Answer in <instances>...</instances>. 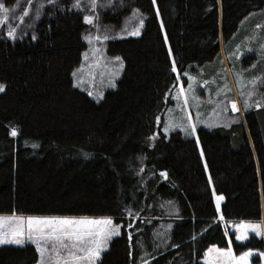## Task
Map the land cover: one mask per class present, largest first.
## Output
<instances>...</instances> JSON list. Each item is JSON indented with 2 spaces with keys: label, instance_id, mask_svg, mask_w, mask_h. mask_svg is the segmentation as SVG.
<instances>
[{
  "label": "trees",
  "instance_id": "trees-1",
  "mask_svg": "<svg viewBox=\"0 0 264 264\" xmlns=\"http://www.w3.org/2000/svg\"><path fill=\"white\" fill-rule=\"evenodd\" d=\"M3 2L0 214L115 218L122 231L98 264H205L211 244L228 245L225 222L264 218V0H115L85 11L73 0ZM135 9L144 19L138 36L129 34L140 18ZM85 12L99 16L88 24ZM89 34L107 36V52L125 64L99 100L73 76ZM249 55L255 61L246 66ZM227 64L263 81L243 118L200 128L199 140L178 130L157 135L179 78L187 83L193 71L198 89L213 91ZM233 239L237 249L264 248V238ZM39 258L31 241L0 246V264Z\"/></svg>",
  "mask_w": 264,
  "mask_h": 264
},
{
  "label": "snow or ice",
  "instance_id": "snow-or-ice-1",
  "mask_svg": "<svg viewBox=\"0 0 264 264\" xmlns=\"http://www.w3.org/2000/svg\"><path fill=\"white\" fill-rule=\"evenodd\" d=\"M48 5H57L59 0H46ZM115 0H104L100 3V0H88L87 4H83L82 0H73L71 7L80 11H85L87 8L96 10L98 8H107L113 6ZM155 3V0H153ZM120 4L123 5V0H120ZM45 5L40 4L39 8L36 9L34 15L38 18L41 14L40 9ZM63 7V5H60ZM0 9L4 11L3 21L9 19V9L0 2ZM158 12L159 9L157 8ZM139 15L138 26L133 30L131 35H140L139 28L144 25L143 14L140 13L139 9L134 10V16ZM99 16V12H95L94 15L85 14L83 19L88 24H93L95 19ZM24 17L21 16L20 20ZM2 22V21H0ZM97 29L98 24L94 25ZM7 35L13 39L15 36V29H10ZM35 38V37H33ZM91 34L86 35L84 39L89 40ZM96 39H99L97 36ZM103 39L107 40L108 37L104 36ZM239 48V45L237 46ZM259 52L264 54V45H261ZM231 55V53H230ZM87 57V54H85ZM116 60H120V57H116ZM173 65L175 61L173 60ZM122 66V65H121ZM175 70V68H174ZM76 73L73 72V76ZM187 76V73L184 74ZM240 79H243L241 74H237ZM189 79H195L190 77ZM259 78H254L253 82ZM205 83H207L205 81ZM5 86L0 84V91H3ZM188 88L191 89L192 85L189 84ZM184 89L181 88V92ZM249 96L253 93H249ZM184 104L188 103L187 95L184 96ZM246 106L251 107L246 102ZM256 107H260L259 103H256ZM233 110H237L236 102L232 101ZM159 119V118H157ZM195 124L191 125L192 132H195ZM169 129L167 126L164 127V131L167 132ZM11 134L17 135V129L12 128ZM155 136L149 139H154ZM165 177L167 173H162ZM223 199V196H217V204ZM169 204L172 202L169 201ZM125 212L132 215L130 209L126 208ZM138 215V213H137ZM223 220V216H221ZM7 221V227L6 225ZM119 224H115L111 216L104 217H38V216H17L13 214L11 217L0 216V244L15 243L23 245L25 238L35 243L37 251L40 254V258L37 264H96V261L101 257V253L107 247V241L114 235H119ZM127 227L131 228L132 225L128 224ZM170 228L171 225H168ZM233 227L238 231L235 238L238 241H246L249 238V231L255 232L257 235H264V222H249L241 221L239 223H233ZM139 231V229H137ZM129 237L132 233H127ZM229 245H231V237H229ZM178 247V245H173ZM259 250L247 249L246 251L240 252L237 256L231 246L228 248L220 249L216 245H212L206 250L205 259L207 264H251L250 257ZM260 256H264V252L260 253ZM143 264H147V261H143Z\"/></svg>",
  "mask_w": 264,
  "mask_h": 264
},
{
  "label": "rangeland",
  "instance_id": "rangeland-1",
  "mask_svg": "<svg viewBox=\"0 0 264 264\" xmlns=\"http://www.w3.org/2000/svg\"><path fill=\"white\" fill-rule=\"evenodd\" d=\"M4 0H0L3 2ZM21 1V0H19ZM27 11V10H26ZM4 11L0 9V27L5 22L2 20L4 16ZM21 15H19V22ZM131 20V19H130ZM129 20V21H130ZM99 39H96V37ZM264 43V39H263ZM261 47V46H260ZM260 49V48H259ZM224 54V49H222ZM87 54V57H85ZM241 54V58L245 57ZM252 54V53H249ZM225 55V54H224ZM116 57H120V60H116ZM226 59V56H224ZM245 59V58H244ZM243 59V60H244ZM241 60V64L243 63ZM255 61L253 56H247L245 60L246 66L251 65L252 62ZM122 65V66H121ZM176 67V66H175ZM125 68L124 61L120 55H111L107 52L105 48V39H103L100 35H95L88 40V47L84 52L83 59L79 67L75 69L76 75L74 76L75 81L78 85L82 86L83 88L87 89L88 92L95 98L101 99L107 90L116 87L117 82L121 78L123 71ZM247 68H243L245 71ZM226 73H224L223 84L222 86H218L220 83H217L216 88L211 91V86H205L204 91L199 90V82L198 79H189L194 75L193 71H188L187 77L188 82L185 83L183 78H179L175 88L173 89V99L174 104H172L169 109L165 112L164 118L159 117L158 122L162 123V126L157 131V135L160 132H163L166 135H170L173 131H181L185 135L195 136L199 140V129L200 128H212L218 125H229L233 120L237 118H243L244 116V105H250L251 102L254 100V96L257 95L259 89L261 88V77L255 80L248 81L246 77L243 75L242 72H239L243 79L238 77V70L236 71L235 68L229 66L227 64ZM191 84L192 88L189 89L188 85ZM201 84H205L202 82ZM202 86V85H201ZM181 88L184 89L181 92ZM249 93H253V95L249 96ZM187 95L188 103L184 104V96ZM232 101L236 102V108L238 109L237 113H232ZM246 106V105H245ZM195 124V132H192L191 125ZM160 125V124H159ZM168 127V131H164V127ZM201 148V145H200ZM202 153V149H201ZM204 157V156H203ZM217 201V197H216ZM222 200L219 201L217 204L219 210L221 206ZM17 216H38V217H104L106 215H60V214H15ZM3 217H11L13 214H0ZM113 218V217H112ZM115 224H119L121 227L119 232L122 231V223L118 222L115 218H113ZM241 221H249V222H264V218L261 220H237V221H229L225 222L226 226V233L228 236V245L221 246L217 243L211 244L216 245L220 249L228 248L229 246L232 247L235 254L239 256L240 252L246 251L247 249L251 248L254 250H259L254 253L252 257H250L251 264H264V256H260L261 252H264V248L260 247H244L242 249H237L234 243L235 235L237 233V229L233 227V223H239ZM7 227V221L6 225ZM117 235L112 236L107 241L108 248L110 242L114 237ZM229 237H231V245H229ZM264 238V235H257L255 232L249 231V238L246 241H238L236 238L235 240L240 244H247V242L252 238ZM30 242L27 238H25V243ZM32 242V241H31ZM15 244V243H10ZM2 244H0L1 246ZM105 249V250H106ZM104 250V251H105ZM103 251V252H104ZM101 253V257L102 254ZM100 257V258H101ZM205 257V256H204ZM203 257L202 261L207 264L206 259ZM99 258V259H100ZM98 259V260H99ZM97 260V261H98ZM98 263V262H97ZM37 264V263H36Z\"/></svg>",
  "mask_w": 264,
  "mask_h": 264
},
{
  "label": "water",
  "instance_id": "water-1",
  "mask_svg": "<svg viewBox=\"0 0 264 264\" xmlns=\"http://www.w3.org/2000/svg\"><path fill=\"white\" fill-rule=\"evenodd\" d=\"M232 111H233L234 113H237V112H238V109L234 111L233 108H232Z\"/></svg>",
  "mask_w": 264,
  "mask_h": 264
},
{
  "label": "crops",
  "instance_id": "crops-1",
  "mask_svg": "<svg viewBox=\"0 0 264 264\" xmlns=\"http://www.w3.org/2000/svg\"><path fill=\"white\" fill-rule=\"evenodd\" d=\"M98 261H99V260H98ZM98 261H96V264H98V263H97Z\"/></svg>",
  "mask_w": 264,
  "mask_h": 264
}]
</instances>
